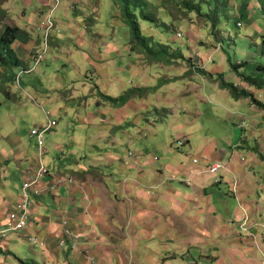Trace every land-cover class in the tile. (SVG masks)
Returning <instances> with one entry per match:
<instances>
[{"label":"crops","instance_id":"1","mask_svg":"<svg viewBox=\"0 0 264 264\" xmlns=\"http://www.w3.org/2000/svg\"><path fill=\"white\" fill-rule=\"evenodd\" d=\"M24 1L7 0L3 7L10 21L30 35L27 43L17 41L13 46L30 64L42 44L41 25L35 19L48 13L51 5L50 0H26V5ZM109 1L60 0L54 13L61 24L68 9L83 11L86 18V14L101 16L99 10L109 9ZM244 4L235 14L240 27L246 22L253 25L251 11ZM112 5L114 16L120 17L119 6L115 1ZM258 13L264 21V10L258 9ZM97 20L89 31L103 26L102 16ZM117 22L119 30L127 29L122 19ZM156 28L163 34L154 41L169 45L176 56L170 62L148 61L133 52L125 39L119 40L116 57L108 58L110 52L105 50V59L93 60L107 95L119 97L134 88L150 91L138 93L123 107L102 102L103 107L117 111L116 121L108 117L103 125L107 130L118 129V138L100 143L108 151L106 157L97 153L92 135L83 140L72 126L56 131L60 136L54 142L59 148L43 157L52 175L42 183L43 193L33 197L29 227L7 236L0 234L1 262L264 264V109L250 98L235 99L218 81L198 72L203 69L223 75L264 104V89L250 86L241 77L262 78L264 69L256 72L250 61H239L236 64L245 65L230 73L231 58L223 44L209 48H194L191 41L175 44L170 33ZM81 32L84 38H91L85 47L75 48L92 55L96 33L87 36L83 27ZM58 33L55 31L57 37L52 39L41 70L70 49L65 34ZM86 132L82 130L81 135ZM63 136L70 141L68 152L61 149L67 146ZM178 139L185 144L175 148ZM194 158L199 160L197 164ZM27 159L26 155L19 157L17 165L8 154L5 161L0 159V231L22 197L24 182L18 184L15 174L21 172L24 177L30 164L22 162ZM215 162H223L225 168L211 174L207 168ZM63 176L73 177L75 184L57 186ZM68 229L79 239L69 238ZM63 239L68 240L67 246L61 245Z\"/></svg>","mask_w":264,"mask_h":264},{"label":"rangeland","instance_id":"2","mask_svg":"<svg viewBox=\"0 0 264 264\" xmlns=\"http://www.w3.org/2000/svg\"><path fill=\"white\" fill-rule=\"evenodd\" d=\"M0 1L5 3L7 0ZM148 1L151 3V7L147 11H150L159 21L169 24V26L161 25V29L170 33L168 37L173 38L175 44L191 41L194 48L196 46L209 48L212 47V44L221 43L232 63L250 61L251 67L256 72H260L258 71L260 70L259 66L264 68V21L258 13V9L264 10V0H228L226 7H229L218 11V17L215 18V27H212L211 22L207 21L205 17L195 12H188L176 0ZM109 2V9L102 8L98 12L101 13L103 18V26L93 28V32L89 31V28L98 24L97 17L101 18V16L86 14L89 17L86 18L83 11L70 12V9H68L62 16L64 17L62 24L59 19L57 21L54 12L61 4L60 0H50L49 15L46 12L45 15L41 13L36 17L35 21L39 18L36 24L41 26L51 17L54 23L51 29L59 31V36L65 34L63 39L65 44L69 45L66 48L70 49L59 56L55 54L58 56V60L49 68L41 70L47 54L51 50L52 39L57 37L54 31L50 35L51 41L47 42L42 38V44H39L34 51V55H36L47 49L44 58L39 59V61L45 59L43 62L38 63L37 57L33 55L30 64L24 61L27 67L23 71V68L19 69L14 80L8 81L1 77L0 83L4 84L7 93L9 92L11 97L8 98L5 92L0 91V159L5 161L8 154L13 159V164L17 165L19 157L22 159L23 155H26L28 159L22 162L26 165L30 164V166L25 167L26 170L31 165L33 166L39 157L48 156L56 148H59L54 142L60 136L56 131L62 132L69 126L76 127L79 131V138L83 140H85V137L92 135L98 144L97 153L103 154L100 157L108 155L107 150L100 148V143L107 140L112 142L115 138H118V129L115 127L107 130L104 129L103 125H105L104 121L108 117L111 121H116L117 111L107 105L103 107L102 102L104 99L97 95L96 87H99L104 94L106 92L103 89V82L99 80V72L95 70L96 63H93V60L105 59V50H108L106 53L110 52L106 55L108 58H113V55L116 57L115 50L117 46L121 47L119 40L130 41L128 29L119 30L121 26L117 21L121 18L114 16L116 12L115 7L112 5L114 0ZM243 2L248 3V8L251 11L250 20L253 25L250 26L246 22L242 27H238L239 18L235 14ZM22 4L26 5V0ZM217 5L223 7V0H217ZM32 7L35 9L37 4ZM70 13H72V16ZM56 14L58 15V13ZM243 19L245 21L246 18ZM113 20H115L114 23ZM9 23L14 24L10 20ZM31 23L29 22L28 25ZM141 26L144 33L154 40L158 41L161 37L160 34H163L156 28V24L141 20ZM81 27L87 31V36L96 33L97 40L94 41L96 49L94 53L90 52L92 55L86 51L81 52L76 49L85 47L87 40L91 38L83 37ZM113 27L115 28L113 29ZM179 33L182 34V37H178ZM106 40L109 42L103 44ZM101 46L102 48H100ZM228 64L230 73H232L234 70L231 68L230 62ZM0 72L1 74L4 72L1 67ZM256 72L255 74H257ZM18 76H21V78L18 79ZM261 77L264 80V73ZM102 111L108 113L109 116ZM52 121H57L58 125L46 134L47 149L45 148L44 155H41L37 138L31 135V131L35 127L50 124ZM82 130L87 131L86 134L81 135ZM66 136H69V131L66 132ZM62 141L63 143L67 142V146L61 149L63 152H68L70 141L67 138L65 140V136H63ZM22 177L23 173L21 172L15 174L18 184L24 182V177ZM96 177L101 182V175Z\"/></svg>","mask_w":264,"mask_h":264},{"label":"trees","instance_id":"3","mask_svg":"<svg viewBox=\"0 0 264 264\" xmlns=\"http://www.w3.org/2000/svg\"><path fill=\"white\" fill-rule=\"evenodd\" d=\"M119 6L120 18L125 22L126 28L130 34L129 44L131 45L132 51L144 55V57L149 61L167 63L176 56L172 52L169 45H165L160 42L154 41V39L146 35L141 26V20L147 21L152 24H156L161 28V25L166 26L165 22L159 21L158 18L147 11L151 7V3L148 0H114ZM175 1V0H174ZM181 6H183L188 12H195L201 15L211 22V26L215 27V18L218 17V11L225 10L228 0H223V7L217 5V0H176ZM6 2V1H5ZM2 1H0V67L3 68V74L0 72L1 77L4 80L12 81L16 78V73L19 69L23 68L22 71L27 67L24 60L19 56V53L13 47L14 44L19 41L22 43H27L29 41L30 35L25 30L21 29L15 24H10V16L7 9L3 7ZM248 7V3L244 4V9ZM225 8V9H224ZM220 13V12H219ZM43 38V35H42ZM44 39V38H43ZM52 39V38H51ZM37 55V54H36ZM34 55V56H36ZM183 58V56H179ZM231 68L235 72L245 65V63L234 64L230 61ZM259 69H264L259 66ZM198 72L209 80L218 81L220 86L227 89L230 94L235 98L239 99L242 97L250 98L251 101L256 104L259 108L264 109V104L259 102L245 89H239L232 82H227L223 75L214 76L213 74L200 69ZM2 75V76H1ZM242 80L248 83L250 86L264 89V80L261 78H256L252 76L241 75ZM98 91V96L103 97L104 101L111 104L113 107H123L131 99L139 94H143L149 89H130L119 97H113L104 94L99 87H96ZM0 91L5 92V95L10 98L11 95L7 93L4 84L0 83ZM10 95V96H9Z\"/></svg>","mask_w":264,"mask_h":264},{"label":"built area","instance_id":"4","mask_svg":"<svg viewBox=\"0 0 264 264\" xmlns=\"http://www.w3.org/2000/svg\"><path fill=\"white\" fill-rule=\"evenodd\" d=\"M53 26H54L53 20L51 19V17H49L47 21L43 24V26L40 27L43 38L47 42L51 41L50 35L55 31V29H51ZM240 26L241 23H238V27ZM178 36H181V34H178ZM46 50L39 52L36 55L38 63L43 62L45 60L44 59L42 61H39L40 58H44V53L46 52ZM20 78L21 76H18V79ZM57 125H58L57 121H52L50 124L43 125L41 127H35L32 129L31 135L37 138L41 155H44L43 154L44 149L46 148V140H45L46 134L52 131ZM184 144H185L184 139H178L174 142L175 148H180ZM192 161L194 164H197L199 162V160L196 158H194ZM224 168H225V164L223 162H215L208 165L207 170L211 174H218ZM51 175H52L51 168L45 163L43 158H41L37 164L24 170L22 197L18 202L16 209L9 214L6 228L0 231L1 235L7 236L9 232H22L29 227L31 222V215L34 207L33 197L40 196L43 193L44 190L41 185L44 182L45 178ZM75 182L76 180L73 177L63 176L58 178L57 186H62L67 183L73 185L75 184ZM67 235L69 236V238L79 239V236L74 234L70 229L67 230ZM31 240L34 243H37V239L31 238ZM67 243L68 240L63 239L61 245L67 246L68 245ZM0 264H7V263L0 261ZM193 264H200V263L194 262Z\"/></svg>","mask_w":264,"mask_h":264}]
</instances>
